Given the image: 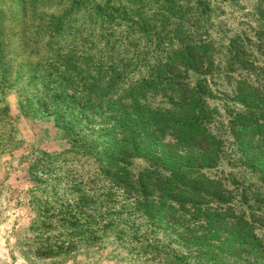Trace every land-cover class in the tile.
<instances>
[{
  "label": "rangeland",
  "instance_id": "obj_1",
  "mask_svg": "<svg viewBox=\"0 0 264 264\" xmlns=\"http://www.w3.org/2000/svg\"><path fill=\"white\" fill-rule=\"evenodd\" d=\"M185 49L202 63L187 65ZM170 80L201 93L195 119L220 146L201 174L227 200L219 206L255 211L264 238L263 175L233 133L245 102L264 101V0H0V264H212L137 212L138 195L95 154L115 151L140 119L175 143L153 126L154 113L189 100ZM121 164L132 181L150 167Z\"/></svg>",
  "mask_w": 264,
  "mask_h": 264
},
{
  "label": "trees",
  "instance_id": "obj_2",
  "mask_svg": "<svg viewBox=\"0 0 264 264\" xmlns=\"http://www.w3.org/2000/svg\"><path fill=\"white\" fill-rule=\"evenodd\" d=\"M195 51L185 49L182 52L185 63L194 68L197 62L202 63L200 58L196 61ZM170 81L168 89L177 93V99L187 96L189 100L181 105L173 102L165 114L154 113L153 126L161 131H175L171 134L175 143L159 142L150 135L151 125L140 119L137 131L126 128L124 141L114 145L113 148H117L115 151L109 148L106 155L95 153L105 158V177L108 176L124 188L129 187L128 192L137 194L136 211L143 213L153 225L171 235L175 234L178 243L189 250V256L197 250L199 262L207 259L212 264H264V238H260L254 230L257 213L253 211L249 219L244 212L235 213L230 207L228 210L222 209L219 204L227 200L201 174L203 169L215 165L220 146L203 129L202 120L195 119L197 111L202 112V107L198 105L202 101L199 89L183 81ZM149 82L141 84L143 88L139 89H144ZM137 88L135 86L130 92L134 93ZM240 93L244 94L245 89L241 88ZM173 99H176V95ZM131 104L134 105L133 102ZM259 105L245 102V107L250 111L239 117L233 133L244 164L258 171L264 179V145L259 146L258 143L264 141V120L260 116L254 117L263 114L260 108L264 107V101L259 100ZM136 107L151 112V106L138 103ZM248 114L250 118H246ZM201 135H205V139ZM101 138L104 141L102 143L116 140L114 137ZM209 143L213 145L211 152L204 147ZM119 149L131 153L123 154ZM132 157L145 159L150 164L136 181L130 180L128 171L120 165V162ZM164 173V178L152 180V176ZM154 192H157V198L153 196ZM198 224L205 226L198 228ZM176 254L175 258L178 259L184 253L178 251Z\"/></svg>",
  "mask_w": 264,
  "mask_h": 264
}]
</instances>
